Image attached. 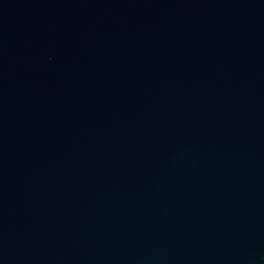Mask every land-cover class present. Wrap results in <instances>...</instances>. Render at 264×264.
Masks as SVG:
<instances>
[{"label": "water", "instance_id": "obj_1", "mask_svg": "<svg viewBox=\"0 0 264 264\" xmlns=\"http://www.w3.org/2000/svg\"><path fill=\"white\" fill-rule=\"evenodd\" d=\"M0 264H264V0H0Z\"/></svg>", "mask_w": 264, "mask_h": 264}]
</instances>
